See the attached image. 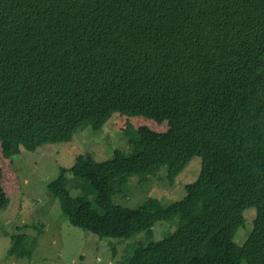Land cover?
Returning a JSON list of instances; mask_svg holds the SVG:
<instances>
[{
  "label": "trees",
  "instance_id": "16d2710c",
  "mask_svg": "<svg viewBox=\"0 0 264 264\" xmlns=\"http://www.w3.org/2000/svg\"><path fill=\"white\" fill-rule=\"evenodd\" d=\"M115 112L136 117L134 150L60 166L48 188L65 218L100 237L145 232L127 264H264V0H0V210L22 189L19 144L73 141ZM195 156L181 199L114 202L131 176L168 165L174 183ZM1 238L15 262L38 242Z\"/></svg>",
  "mask_w": 264,
  "mask_h": 264
},
{
  "label": "rangeland",
  "instance_id": "374dc122",
  "mask_svg": "<svg viewBox=\"0 0 264 264\" xmlns=\"http://www.w3.org/2000/svg\"><path fill=\"white\" fill-rule=\"evenodd\" d=\"M127 127L135 129L136 117L115 112L101 129L89 124L77 130L73 141L44 143L34 151L19 144L21 151L14 156V161L21 171L22 189L12 197L8 208L0 210V236L27 232L38 237V242L32 258L24 257L15 262L14 258L0 257V264H127L136 247L150 241L145 232L128 239L100 237L72 224L65 218L57 196L48 188V183L59 174L60 166H71L79 154L91 153L102 161L111 158L116 149L132 153L134 147L126 133ZM201 167V156H195L174 183L167 177L168 165L158 168L145 183H140L139 176H131L125 192L115 195L114 202L137 207L149 197H157L168 206L186 194L185 184L198 177ZM68 176L70 180H77L74 183L85 181L72 174ZM254 215L255 209L246 212L251 229ZM181 224L180 217L157 221L153 240L170 236ZM249 229L248 224V230H240L238 239L247 235ZM241 264L248 263L243 260Z\"/></svg>",
  "mask_w": 264,
  "mask_h": 264
}]
</instances>
